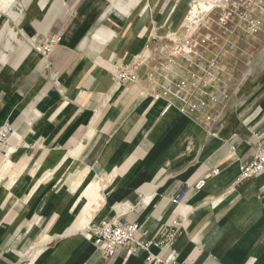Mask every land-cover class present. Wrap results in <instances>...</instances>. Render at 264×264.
I'll use <instances>...</instances> for the list:
<instances>
[{"label": "crops", "instance_id": "crops-1", "mask_svg": "<svg viewBox=\"0 0 264 264\" xmlns=\"http://www.w3.org/2000/svg\"><path fill=\"white\" fill-rule=\"evenodd\" d=\"M190 2H0V264H264V174L238 181L264 149V31L212 77L208 56L169 55ZM53 35L43 58L33 46ZM126 66L135 82L115 79ZM112 219L155 240L184 229L170 248L105 259L86 228Z\"/></svg>", "mask_w": 264, "mask_h": 264}, {"label": "rangeland", "instance_id": "rangeland-1", "mask_svg": "<svg viewBox=\"0 0 264 264\" xmlns=\"http://www.w3.org/2000/svg\"><path fill=\"white\" fill-rule=\"evenodd\" d=\"M200 1L191 0L189 3L188 9L185 10L187 14L184 32L171 36L174 45L169 55L189 64H197L208 56L211 63L209 71L214 77L221 57H226V52L233 48L236 42L245 41L256 36L257 32L264 31V0H215L216 6L214 5L215 8L210 13H200L189 22L191 5ZM202 1L207 4L209 0ZM182 2L184 0H179V5ZM176 44L179 46L177 51L174 49ZM244 51L246 50L243 49L242 52ZM245 68L249 66L246 65ZM213 100L212 98L210 102Z\"/></svg>", "mask_w": 264, "mask_h": 264}, {"label": "built area", "instance_id": "built-area-1", "mask_svg": "<svg viewBox=\"0 0 264 264\" xmlns=\"http://www.w3.org/2000/svg\"><path fill=\"white\" fill-rule=\"evenodd\" d=\"M62 41L60 35L47 36L42 38L38 43H35L33 48L43 58H47L53 49L59 45ZM192 49V44H190ZM174 49H179L178 44ZM191 53H193L190 50ZM133 66L119 67L115 71V79L121 83H132L136 81V72ZM12 133L11 127L6 124L0 130V142L6 139ZM218 171L213 170L211 175H216ZM264 174V149L258 150L252 157L251 161L242 166L239 174V182ZM203 180L199 181L195 188H201ZM188 187L183 188L182 192L175 198V201L179 202ZM184 229V223L182 220H172L169 224H166L159 233L158 239L147 238L146 231L141 232L140 227L135 223H122L116 219L109 221H103L96 226L87 227L89 239L95 246L101 251V255L105 259L113 258L120 249H125L128 256L135 254L141 249H149L153 245H158L161 250L170 248ZM146 236V237H144ZM144 238V239H143ZM149 261L153 264H158L159 261L154 263V258L149 256ZM161 264H177L176 256L173 252H170Z\"/></svg>", "mask_w": 264, "mask_h": 264}, {"label": "bare ground", "instance_id": "bare-ground-1", "mask_svg": "<svg viewBox=\"0 0 264 264\" xmlns=\"http://www.w3.org/2000/svg\"><path fill=\"white\" fill-rule=\"evenodd\" d=\"M214 1L215 0H209L208 3L206 4L201 0L200 2H197L196 5H191V9L189 11V16H188V21L192 22L196 18V15H198L200 13H204V12L210 13L212 11V9L215 8V6H216V3H214ZM0 2H1V7L4 10L13 2V0H1ZM9 164H10V162H9ZM6 167H7V165H6ZM79 182H81V181H79ZM100 187L101 186L98 182L89 184V187L87 188V192H86V196L88 197L89 201L91 199H95L97 196H99L98 191H99Z\"/></svg>", "mask_w": 264, "mask_h": 264}]
</instances>
